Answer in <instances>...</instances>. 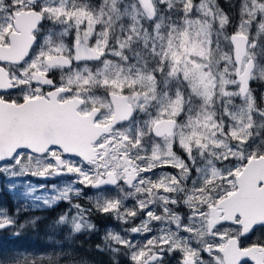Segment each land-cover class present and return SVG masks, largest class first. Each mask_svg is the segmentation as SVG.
<instances>
[{"label": "snow or ice", "instance_id": "6c2138e0", "mask_svg": "<svg viewBox=\"0 0 264 264\" xmlns=\"http://www.w3.org/2000/svg\"><path fill=\"white\" fill-rule=\"evenodd\" d=\"M256 80L264 0H0V176L24 202L0 230L67 202L65 239L98 231L93 212L134 225L96 246L127 264H264ZM46 250L0 264L65 255Z\"/></svg>", "mask_w": 264, "mask_h": 264}, {"label": "rangeland", "instance_id": "374dc122", "mask_svg": "<svg viewBox=\"0 0 264 264\" xmlns=\"http://www.w3.org/2000/svg\"><path fill=\"white\" fill-rule=\"evenodd\" d=\"M229 0H220L221 7H224L227 10ZM253 94L257 97L258 103L264 106V81L256 80L252 82ZM35 177H32L34 179ZM69 179H74V177H62L58 178L55 183L57 185H62L64 182ZM41 180V179H40ZM50 181V180H49ZM36 183V182H35ZM50 184V183H49ZM93 194L92 190L85 189V196L80 200H74V203H82L85 206L88 205L87 197ZM61 207L59 210H56L52 215L53 218L41 214L46 210L41 209H31L29 208L26 211H22L17 217L18 224H25L24 229H9V230H0V253L5 255H11L16 251H29L31 252L33 248H43L47 246L46 253L41 252L40 254L52 253H64L59 259V264H116L119 261V264H127L126 258L123 256L113 257L110 252H100L91 254L88 257L80 256L77 254L76 249V237L78 234L71 236L70 239H65L69 235L68 230L61 226L60 229L53 231L49 228V225L53 223L54 220L58 218V215L66 211L69 207L67 202H60ZM24 202H17L16 198L6 187V180L3 176H0V208L8 209L10 213L15 212L17 207H23ZM54 206L53 208H55ZM49 212V211H48ZM47 213V212H46ZM52 213V212H50ZM96 213V212H93ZM28 214V215H27ZM99 214V213H98ZM34 217H40L36 222V225L33 227L26 224L27 221L31 220ZM137 221L136 223H138ZM134 225H119L118 222L108 219L104 227V235L107 229L111 228L113 230L119 231L120 227H131ZM34 229V231H33ZM19 231V238L12 236V232ZM51 237V239H50ZM54 241H61L62 247H54ZM103 246V243H102ZM171 264H176L175 260L171 261Z\"/></svg>", "mask_w": 264, "mask_h": 264}, {"label": "trees", "instance_id": "16d2710c", "mask_svg": "<svg viewBox=\"0 0 264 264\" xmlns=\"http://www.w3.org/2000/svg\"><path fill=\"white\" fill-rule=\"evenodd\" d=\"M61 205L58 204L57 208H54V212L56 210H59ZM49 212L45 213L42 212L41 214H45L46 216L53 218V213H50L51 210H48ZM108 217L103 216L102 214L93 213L91 220L93 223L96 224L98 231L94 233H88L85 232L83 234H78L76 237V249L77 254L80 256L88 257L91 254L99 253L97 251L96 246L101 245L102 246V238L104 236V227L106 223L108 222Z\"/></svg>", "mask_w": 264, "mask_h": 264}, {"label": "flooded vegetation", "instance_id": "af4514ba", "mask_svg": "<svg viewBox=\"0 0 264 264\" xmlns=\"http://www.w3.org/2000/svg\"><path fill=\"white\" fill-rule=\"evenodd\" d=\"M250 86L252 87V83H251ZM40 179H41V178H37V177H35L34 179L31 180V182H32V183H35V182L37 183V182H40V181H41ZM57 179H58V178H50V179H49V180H50L49 183H50V184H53L52 182H53V181H56ZM57 206H58V205H57ZM57 206H56L55 208H57ZM48 210H51L52 213L54 212V208H53V209H46V212H48ZM46 212H45V213H46ZM27 215H28V214H27ZM3 231H4V230H3ZM33 231H34V229H33Z\"/></svg>", "mask_w": 264, "mask_h": 264}]
</instances>
